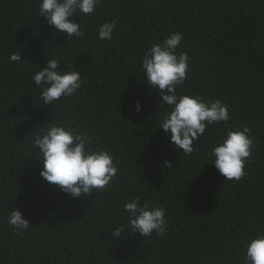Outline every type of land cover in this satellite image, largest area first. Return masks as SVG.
Masks as SVG:
<instances>
[{"label": "trees", "instance_id": "obj_1", "mask_svg": "<svg viewBox=\"0 0 264 264\" xmlns=\"http://www.w3.org/2000/svg\"><path fill=\"white\" fill-rule=\"evenodd\" d=\"M75 18L85 37L67 40L39 16V0H0V264H243L245 241L264 231V0H101L93 15ZM116 18L113 40H98L99 25ZM174 31L183 35L177 52L191 60L179 90L229 105V121L210 125L188 156L158 128L159 89L140 68L145 49ZM50 55L85 83L43 105L32 76ZM54 122L115 155L120 171L104 191L72 198L41 178L32 136ZM242 125L254 150L246 175L225 180L211 146ZM133 197L166 209L163 237L126 229L113 239ZM12 208L26 231L9 226Z\"/></svg>", "mask_w": 264, "mask_h": 264}, {"label": "clouds", "instance_id": "obj_2", "mask_svg": "<svg viewBox=\"0 0 264 264\" xmlns=\"http://www.w3.org/2000/svg\"><path fill=\"white\" fill-rule=\"evenodd\" d=\"M101 0H39V16L57 32L66 33L68 38L83 39L85 31L75 18L91 16ZM119 19H112L99 25L97 39L111 42ZM183 42L179 31L172 32L162 42L145 49L140 58L141 72L146 75V83L151 89H159L160 109L164 108L159 129L169 137L173 147L182 149L188 156L199 150L193 144L204 137L210 125L224 123L230 119L229 105L218 99L205 100L200 96L182 94L179 86L188 79L191 68L188 52H177ZM51 56V55H50ZM10 63L19 64L22 52L12 53ZM33 83L40 89L43 105H53L56 101L72 97L84 85L81 71L65 70L61 62L51 56L47 65L32 76ZM167 106V107H165ZM136 112L141 110V102L136 101ZM40 132L32 136V146L37 149L42 164L41 178L50 185L79 198H89L94 192L104 191L115 180L119 168L115 155L108 149L91 147L89 136L75 128L59 123H47ZM255 141L251 129L242 125L236 130H226L211 146L212 162L225 180L239 181L246 175L245 165L254 150ZM165 167L171 168L169 162ZM127 214V224L113 228V239L121 238L128 229L141 237L153 234L163 237L168 230V217L163 207L141 204L140 197H133L123 204ZM8 224L13 231L22 233L30 224L20 209L8 213ZM243 264H264V231H256L244 243Z\"/></svg>", "mask_w": 264, "mask_h": 264}]
</instances>
